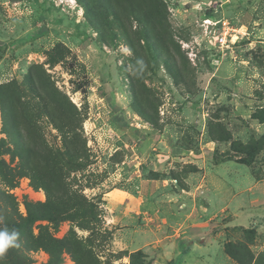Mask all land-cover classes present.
<instances>
[{
    "label": "rangeland",
    "instance_id": "374dc122",
    "mask_svg": "<svg viewBox=\"0 0 264 264\" xmlns=\"http://www.w3.org/2000/svg\"><path fill=\"white\" fill-rule=\"evenodd\" d=\"M0 215V264H264V0H0Z\"/></svg>",
    "mask_w": 264,
    "mask_h": 264
},
{
    "label": "clouds",
    "instance_id": "9594fccd",
    "mask_svg": "<svg viewBox=\"0 0 264 264\" xmlns=\"http://www.w3.org/2000/svg\"><path fill=\"white\" fill-rule=\"evenodd\" d=\"M143 67L142 61H137ZM20 233L16 228H9L4 222L3 215H0V258L12 248L20 247L19 243Z\"/></svg>",
    "mask_w": 264,
    "mask_h": 264
},
{
    "label": "built area",
    "instance_id": "2783aa9c",
    "mask_svg": "<svg viewBox=\"0 0 264 264\" xmlns=\"http://www.w3.org/2000/svg\"><path fill=\"white\" fill-rule=\"evenodd\" d=\"M207 21H209V20H207ZM225 23L223 22V25H224ZM228 31H229V29L227 28V27H224L223 26V30H222V32H220L219 33V35H216V41H217V43L219 44V45H223V44H225L226 43V35H227V33H228Z\"/></svg>",
    "mask_w": 264,
    "mask_h": 264
},
{
    "label": "trees",
    "instance_id": "16d2710c",
    "mask_svg": "<svg viewBox=\"0 0 264 264\" xmlns=\"http://www.w3.org/2000/svg\"><path fill=\"white\" fill-rule=\"evenodd\" d=\"M37 218H39V217H37ZM42 218H46V219H48V220H51L50 217H42ZM185 253H186V250L183 249V250H182V254H185Z\"/></svg>",
    "mask_w": 264,
    "mask_h": 264
},
{
    "label": "crops",
    "instance_id": "0c3cea01",
    "mask_svg": "<svg viewBox=\"0 0 264 264\" xmlns=\"http://www.w3.org/2000/svg\"><path fill=\"white\" fill-rule=\"evenodd\" d=\"M127 201V200H126Z\"/></svg>",
    "mask_w": 264,
    "mask_h": 264
}]
</instances>
